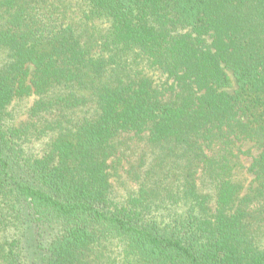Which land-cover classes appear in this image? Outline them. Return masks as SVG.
Listing matches in <instances>:
<instances>
[{"label": "trees", "instance_id": "trees-1", "mask_svg": "<svg viewBox=\"0 0 264 264\" xmlns=\"http://www.w3.org/2000/svg\"><path fill=\"white\" fill-rule=\"evenodd\" d=\"M0 264H264V0H0Z\"/></svg>", "mask_w": 264, "mask_h": 264}, {"label": "rangeland", "instance_id": "rangeland-1", "mask_svg": "<svg viewBox=\"0 0 264 264\" xmlns=\"http://www.w3.org/2000/svg\"><path fill=\"white\" fill-rule=\"evenodd\" d=\"M27 104H28V102L24 103V105H27ZM244 150H247V151L249 150L250 152H252V155L257 154V150L253 147V144H251V143H246L244 145ZM243 159H244L245 164L250 165L252 162L253 156H251V155L250 156H244Z\"/></svg>", "mask_w": 264, "mask_h": 264}]
</instances>
